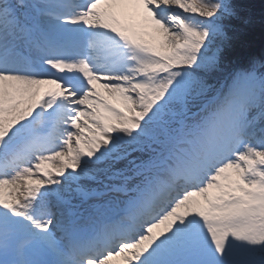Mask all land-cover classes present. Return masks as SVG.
I'll return each mask as SVG.
<instances>
[{"label":"snow or ice","instance_id":"snow-or-ice-1","mask_svg":"<svg viewBox=\"0 0 264 264\" xmlns=\"http://www.w3.org/2000/svg\"><path fill=\"white\" fill-rule=\"evenodd\" d=\"M254 3L0 0V264H264Z\"/></svg>","mask_w":264,"mask_h":264},{"label":"trees","instance_id":"trees-1","mask_svg":"<svg viewBox=\"0 0 264 264\" xmlns=\"http://www.w3.org/2000/svg\"><path fill=\"white\" fill-rule=\"evenodd\" d=\"M252 10L255 23L241 38L238 46L239 64L246 66L247 61L254 58L258 62L257 71H264V21L261 19L264 16V3L255 0Z\"/></svg>","mask_w":264,"mask_h":264},{"label":"rangeland","instance_id":"rangeland-1","mask_svg":"<svg viewBox=\"0 0 264 264\" xmlns=\"http://www.w3.org/2000/svg\"><path fill=\"white\" fill-rule=\"evenodd\" d=\"M257 65H258V62H257ZM257 65H256V66H257Z\"/></svg>","mask_w":264,"mask_h":264}]
</instances>
